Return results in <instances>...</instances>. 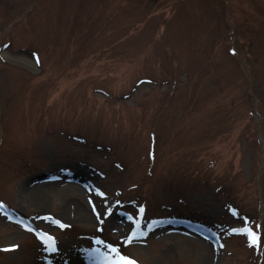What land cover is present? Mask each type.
Here are the masks:
<instances>
[{"label": "rangeland", "instance_id": "374dc122", "mask_svg": "<svg viewBox=\"0 0 264 264\" xmlns=\"http://www.w3.org/2000/svg\"><path fill=\"white\" fill-rule=\"evenodd\" d=\"M0 203V264H264V0H0Z\"/></svg>", "mask_w": 264, "mask_h": 264}, {"label": "snow or ice", "instance_id": "6c2138e0", "mask_svg": "<svg viewBox=\"0 0 264 264\" xmlns=\"http://www.w3.org/2000/svg\"><path fill=\"white\" fill-rule=\"evenodd\" d=\"M37 62H39L38 59H37ZM96 191L99 192L100 195H104V193L100 192L99 189H97ZM117 203H119V201H117ZM143 210H144L143 206H141L140 212L143 213ZM98 216H99V214H98ZM49 219H53V218L49 217ZM245 219H247V218H245ZM53 222L55 224L59 225L60 228L68 227V225H65L59 219H54ZM25 227H28V226L25 225ZM256 227L259 228L260 226L257 225ZM232 231L246 234L248 237V241H249L250 245H255V246L259 247L261 233L259 231L254 230L251 226L245 224L243 227L233 228ZM38 235H39V238L42 240V242L47 246V250L49 252H55L56 251L57 241H56L54 236L50 235L47 232H39ZM141 235H146V233L141 232ZM135 237H136V232L134 231L127 237L125 242L126 243L131 242ZM95 242L97 244H106L107 251L101 252L100 249L94 250V252H97L102 256L103 264H136L135 260H133L129 256L122 253V251L120 250V245L112 244V243H106L105 241L100 240L98 237L96 238ZM15 247H17V246L16 245H8V246L4 247V250H8V249L15 248Z\"/></svg>", "mask_w": 264, "mask_h": 264}, {"label": "bare ground", "instance_id": "6f19581e", "mask_svg": "<svg viewBox=\"0 0 264 264\" xmlns=\"http://www.w3.org/2000/svg\"><path fill=\"white\" fill-rule=\"evenodd\" d=\"M52 185L53 183H47L46 185ZM59 185V184H58ZM37 188H39V187H37ZM62 190V192L63 193H65L66 195H70V193H72L73 191H74V189H72V186L71 185H65L64 187H62L61 188ZM33 194H35V193H33ZM77 205H78V209L80 210H82L83 209V207L84 206H81L80 205V201L77 203ZM169 237H171V236H169ZM188 241V243L190 244V245H192L193 247H195V249L196 250H198V251H202V250H204V249H206V245H205V243H203V242H197V241H193V242H190V240H187ZM211 252H210V255H206L205 257H198V256H196L195 254L194 255H191V256H189V254L187 255V256H189V259H191V260H199L200 261V263H209V260H210V263H211V261H212V259H213V257H212V255L214 256V253H213V251L214 250H217V246L216 245H211Z\"/></svg>", "mask_w": 264, "mask_h": 264}]
</instances>
